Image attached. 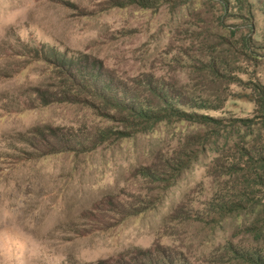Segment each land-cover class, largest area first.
Listing matches in <instances>:
<instances>
[{
	"label": "rangeland",
	"instance_id": "374dc122",
	"mask_svg": "<svg viewBox=\"0 0 264 264\" xmlns=\"http://www.w3.org/2000/svg\"><path fill=\"white\" fill-rule=\"evenodd\" d=\"M150 80L220 104L214 121L144 131L103 96L160 103ZM245 124L264 138V0H0V264L264 256V213L208 204L215 153L166 165L188 135ZM137 198L143 212L111 209Z\"/></svg>",
	"mask_w": 264,
	"mask_h": 264
},
{
	"label": "trees",
	"instance_id": "16d2710c",
	"mask_svg": "<svg viewBox=\"0 0 264 264\" xmlns=\"http://www.w3.org/2000/svg\"><path fill=\"white\" fill-rule=\"evenodd\" d=\"M45 57H49L45 53ZM62 65V64H61ZM71 73L72 72V67ZM212 74L209 76V83L221 81L219 69L211 65ZM209 83L197 79L194 89L200 91H211ZM164 84V83H163ZM165 85V86H164ZM161 85L158 81H148V87L157 96L160 103L152 101H139L132 97L119 99L118 96L103 94L105 99L123 108L128 114L143 125V130L152 124L165 119L170 122L188 121L210 123L214 118L207 114L212 109L219 108L220 104L215 103L209 97L186 96L181 90L171 83ZM215 91V90H213ZM218 91V90H217ZM213 96L219 103L222 102L220 93L214 92ZM221 100V101H220ZM248 129L241 134V128L226 130H212L210 132L188 135L187 145L179 150L177 157H171L166 165L171 169L180 171L187 167L190 159L197 151H210L215 153L212 165L209 167L208 176L212 178V200L208 204L212 212L217 214L231 212H258L264 213V138L260 132L256 135L250 124H245ZM221 138L223 139L222 143ZM239 139V141L236 140ZM195 145H199L194 148ZM192 158V159H193ZM139 173L146 178L159 179L158 170H152L151 166H142ZM138 202H130L126 205L112 202L111 209H117L126 215L143 212L147 206L146 201L137 198ZM122 206V207H121ZM247 264H264V256L255 252H248L244 257ZM161 264H175V260L168 262V259H161Z\"/></svg>",
	"mask_w": 264,
	"mask_h": 264
}]
</instances>
